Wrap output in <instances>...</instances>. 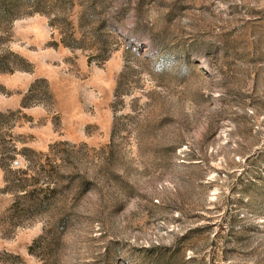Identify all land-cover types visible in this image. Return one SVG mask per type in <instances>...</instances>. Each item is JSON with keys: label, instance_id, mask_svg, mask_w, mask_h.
<instances>
[{"label": "rangeland", "instance_id": "1", "mask_svg": "<svg viewBox=\"0 0 264 264\" xmlns=\"http://www.w3.org/2000/svg\"><path fill=\"white\" fill-rule=\"evenodd\" d=\"M0 264H264V0H0Z\"/></svg>", "mask_w": 264, "mask_h": 264}, {"label": "built area", "instance_id": "2", "mask_svg": "<svg viewBox=\"0 0 264 264\" xmlns=\"http://www.w3.org/2000/svg\"><path fill=\"white\" fill-rule=\"evenodd\" d=\"M15 163H18V161H15Z\"/></svg>", "mask_w": 264, "mask_h": 264}]
</instances>
